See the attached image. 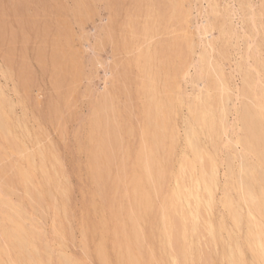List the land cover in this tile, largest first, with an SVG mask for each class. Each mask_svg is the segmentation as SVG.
I'll list each match as a JSON object with an SVG mask.
<instances>
[{
	"label": "rangeland",
	"instance_id": "rangeland-1",
	"mask_svg": "<svg viewBox=\"0 0 264 264\" xmlns=\"http://www.w3.org/2000/svg\"><path fill=\"white\" fill-rule=\"evenodd\" d=\"M170 1L171 0H161V1L160 0H145V1L144 0H120V2H118V0H13V1H11V0H0V70H1L0 71V89H1L0 94L2 93L1 95H3V96L0 95L1 96L0 101L1 100L3 101L4 99L6 100L7 107L4 110L6 114L8 112L10 113L9 110H11V108H12L11 111L13 112V114L12 113L9 114L11 116H9V117L6 116V119L7 118L13 119V120L11 119V121L7 119L8 120L7 124L9 121L11 122L10 124L7 125L6 122H3V120L1 121L2 123H0V136H2V137H0V178H1L0 179V192H1L0 195L2 194L0 196V211L3 213V216H2V213L0 212V218L2 219L1 221H3L2 223L4 224L3 225L0 221V223L3 226L2 227V230H3L2 233L4 235L3 236L0 233V248H1L0 254H1V257L4 258L3 259L4 261L1 260L0 264H2V262H3V264H14V263L15 264H25V263L26 264L27 263L33 264L34 262H35L34 264H39V262L40 263L43 262V258H41V254H43V255L45 254L44 257L47 254L49 256V258L52 256L51 257L52 259L47 260L49 262L51 261L52 262L51 264H60V263L65 264L66 262L68 264H75V262H76V264H78V263H80V260L83 264H93V263L94 264H100L101 263L99 258L94 259V257H95L94 253H93V259L89 253V252H92L93 249H95L93 246H91L92 244L90 243L92 241L90 238L93 236V234H92V236L89 235V233H93V231L90 230L93 228V227H91L92 222L93 223L95 222L93 225L98 226L100 224L99 221H96V219L99 220L100 218H97V217L94 218L96 216V212H97V211H94L95 207H92L93 212H91V210H89V209H91L92 205L95 206V204H96L95 202H97V204L98 203L100 204V205L96 204V209L98 208L97 210H99V212H97V213L100 214V217H101L102 213H103V215H105L106 213H104V212L107 211V213H108L107 216L110 218L109 214H112L111 209H112L113 204H114L113 202L116 201V205H118L121 202V200H120L121 198H118V195L116 196L114 194L116 192V189L111 190L112 188L110 186L113 185L112 182L115 183L114 181H116V182L118 181L115 177L118 176V174H119L118 171L120 170V168L123 165H125L124 167H126L128 169V171H130V169H132L131 167H133V165H134V160L132 161L133 163L131 162V160H132V158L135 159L134 155L136 154L137 148H139L138 144L141 143V141L139 142V140H141V139H139V136L141 138V135H139V134H141L142 130H139V131L137 130L139 128L142 129V127H140V125H143V122H141L142 116H141V118L139 117L140 115H142V111H141L142 103H143L142 101L144 100V98L142 97L143 100L141 101L142 95L138 91V90H140L139 85L142 84L141 80H143V81L146 80L145 82L147 83V85L150 89V92L148 93L149 95L156 96L157 98L161 97V98L165 99V100H163L164 101L163 102L164 103L163 114L165 117L164 121H166L167 125L170 124V127L175 125L174 127L179 128V131H180L182 137H181V140L179 142L178 148L182 149L184 146L182 138L184 139V137L190 138L192 140L194 139V141L197 142L200 146L201 145L203 146V143L201 142V140L196 137V135L194 133V128L192 126L194 120L197 118V112H195V110L196 111L198 110V108H197L198 107V97L202 92L204 93L206 91L205 88H207L206 86H208L209 81L219 83L220 79H219V75H217V73H218L217 71L222 69L221 71L223 72V75H222L223 79L226 80L225 81L226 83L229 81L227 84L230 83L229 84L230 86L229 85L228 86L230 87L229 89H231V90L226 91V92H222L221 96H224V98H223L224 101H223L222 105H220V107L218 106V114H219V117H221L220 118L221 123L218 125V128H219L218 133L219 132H221V133H219V136H215L214 134H212L213 135V137H212V135L210 136L211 132L210 133H209V131L206 132L208 134L207 139H208L209 144L212 143L211 145L208 144V149L210 148L209 150H214L213 152L212 151H210V152L216 158L219 157L217 159H219L220 162L222 161L221 159H224L223 161H225V162H221L223 164V166H221L222 168H220V170L216 171V176L218 177L220 182H223L222 180L225 179V178H223V176H225V172L223 173V171L224 170L226 171L227 170L226 168H231V169L233 168V170H236L235 166H238L239 164L235 165V163H238V161H236V162L232 161L233 157H235L234 156L235 154L233 155L232 153H236L235 151H239L240 146L234 145V148H233L230 145L233 148L232 152H231V148L228 149L229 146L227 148H224L226 146L223 147L222 142H226V144H227L228 140L227 139H226L227 141L225 140L226 136L224 134V133H227L226 132L227 130H230V131H228L229 132L228 137L231 136V137H233V139H235L237 136H234L235 134L232 131L240 130L237 128L239 126H241L240 125L241 123L240 122L237 123V120L240 117L241 109H243L244 103L249 102V101H247L244 96H242L241 99L239 96L246 94L245 96H247V97L249 96L250 98L252 97V100L255 98V95H256L255 90H249L250 93H248V91H247L248 88H246V86H247V79L246 78L247 77H249L251 79L253 78V80H256V81L258 80V77L260 79V76L261 77L263 76V78H264V73H261L260 69H259L260 72L259 71L258 72L261 74H259L258 72H255L256 70H258V69H256L257 66H256V68L254 67L255 70L253 68L249 69V68L254 66L253 65L254 63H256L255 62L256 59L254 58L255 59V61H254L252 58L254 56V57H258V59L259 58L261 59L260 62H259L260 59L257 60V64H258V62H259V64L261 63L262 69L264 70V64H263L264 63V61H263L264 60V16H263L264 15V1L263 0H198V1L197 0H177V2L175 3V0H172L173 4ZM12 2H14V3H12ZM177 4L179 5V7ZM170 5H171V8H170ZM42 6H44V7H42ZM14 7L15 8L18 7V8L14 9ZM179 8H180V10H179ZM49 9H50V11H49ZM148 12H149V14H148ZM15 13L18 14V17ZM255 13H257L258 15H256ZM166 15L167 16L169 15V17H167ZM183 15L185 17L184 22H186V20H187V22H186L187 25H184V26H186V27L189 26V27H187V30H186L187 34L189 33L188 30L190 31V33L188 34L189 39L187 38V40L185 39L186 37H183V39H181L183 35L181 36V38L180 37L177 38L174 36L177 32L180 31L179 30L175 33V31L179 29L178 25H180L179 22H180V19L183 17ZM260 16H262V18ZM2 17L4 18V20ZM48 18H49V20H48ZM58 18H60V19H58ZM64 20H65V22H64ZM140 20L144 23H142ZM181 20H183V19H181ZM153 22H154V24H153ZM184 22H182L181 25H183ZM17 24H19V25H17ZM145 24H147V25L145 26ZM152 24L153 25L156 24L155 26L157 28L156 29L153 28L151 31L150 28L155 27V26H151ZM10 25L14 29L12 31V33H11L12 27L8 28V27H10ZM161 25H162V27H161ZM181 25H180V28L182 29L183 27H181ZM18 26H20V27H18ZM163 26H165V27L163 28ZM21 29H22V31H21ZM44 29L46 31H44ZM51 29L56 30V32L54 30H51ZM142 29H143V31H142ZM162 29H164L165 32ZM184 29H185V27H184ZM184 29L181 30L182 33H183V31H185ZM197 29H199V30H197ZM206 29H208V34H206V31H205ZM16 32H18V33H16ZM49 32H51V33H49ZM221 32H223V33H221ZM38 33H39V35H38ZM60 33L62 35H60ZM35 34H36V36H34ZM49 34L51 36H49ZM243 35H245V37ZM47 36H49L50 39H49V37L47 38ZM53 36L55 38H53ZM173 36L175 37V39L177 38V41L179 40L178 42L180 43V45H182L180 47V49L181 48L182 49L176 50L177 49L176 46H179V45H177L179 43L176 41V46L173 45L170 47L171 49L169 48L170 51L171 50L175 51L174 53H173V51H171V53H172V54H170V56L172 55L171 58H170V56L167 55L170 52L169 49H165L164 46H163V48H164L165 52L167 51V54L163 50V52L166 55L163 56L164 53H161L160 58L159 57L157 58L155 56L156 55L155 51L157 50V48L162 49V47H160L162 45V43L163 44L166 43V45H167V42H169L171 40L173 41V39H174ZM208 37H212V39L208 38ZM53 40H54V42H53ZM224 40H226L227 43H226V41L224 42ZM57 41L60 43V46L57 43ZM17 42H18V44H17ZM36 42H37V44H36ZM39 42H41V44ZM141 42H142V44H141ZM230 43H231V45H230ZM5 44H6V46H5ZM38 44H39V46H38ZM2 45H4V46H2ZM12 45H14V46H12ZM135 45H136V47H135ZM153 46H154V48H153ZM168 46H169V44H168ZM138 47L142 48V50H144L145 47L146 48L148 47L146 50V53H145L146 56L143 55L144 57L142 58V62L145 64H143L141 62V67H143V68H140V69L139 68L137 69L135 67V64H133L135 62H132L133 60H135L137 58L136 57L134 59V56L138 53L140 54V52H141L140 48H138ZM155 47H156V49H155ZM4 48H5V50H4ZM62 48H64V49H62ZM166 48H167V46H166ZM174 48H175V50H174ZM212 48H213V50H212ZM257 48H259V49H257ZM44 51L46 54L43 53ZM152 51H154V52H152ZM182 51H183V53H182ZM59 53H60V57L62 56L61 58L59 57V55H57ZM54 54H56V55H54ZM139 54L137 55L138 57H139ZM182 55H184V57ZM207 55L208 56L210 55L209 57H211V58H208ZM202 56H204V57L202 58ZM205 56H207V57H205ZM49 57H51V58H49ZM146 57L149 59L148 62H147L148 59ZM21 58H22V60H21ZM131 59H133V60L130 61ZM205 59H207V60L210 59L212 62H214L213 64L216 65V66L214 65L215 69L216 68H218V69L214 70V69H212L214 67H208V66H206V68L208 67L206 69L205 68L206 64L204 62ZM188 60H189V62H188ZM21 62H23V63H21ZM172 62L174 64L176 62V64L179 65V67H176L177 65L175 66L174 64H172ZM47 63H49V65H47ZM19 64H21V65H19ZM44 64H45V66H44ZM50 64H52L51 68H50ZM165 65H168V68ZM170 65L171 66L174 65L173 67L174 68L176 67L177 68L176 71H178V73L176 72V75L178 77L177 78L175 77V81L177 79V82L175 84L176 86L174 87V91H171L173 93H169L168 95L165 93H163V94L155 93L154 89L156 87H158V89L161 88V89L165 90L164 87L166 85L164 86V84H167L165 81L168 78L167 72H165V71L166 70L169 71V70L173 69V73L175 72L174 68L170 67ZM186 65H187V67H186ZM237 65H239V66H237ZM11 66L13 67L14 71L12 70ZM165 67H166V69H165ZM21 68L23 70H21ZM64 70H65V72H64ZM58 71H59V73H58ZM185 71H187L188 75ZM252 71H253V73H252ZM151 72H153V73H151ZM196 72H197V74H196ZM24 74H26V75H24ZM31 74L33 76H31ZM152 74H153V76H152ZM171 74H172V71H171ZM27 75H29V76H27ZM73 75H74V77H73ZM173 75L175 76V73ZM30 76L33 78H30ZM174 76H172V77H174ZM209 77H210V80H209ZM215 77L217 79H215ZM59 78H60V80H59ZM137 78H139L138 81H137ZM211 78H213V80ZM263 78L260 79L261 81L260 80L257 81L258 87H257L256 91L259 94L261 93L259 88H261V86L264 85V82H262V80H264ZM20 80H21V85H20ZM34 80H35V82H33V84H32V81H34ZM18 81H19V83H18ZM139 81L141 82V84H139L140 83ZM155 81H156V83H155ZM202 81H204V82H202ZM29 82L31 83V85ZM260 82L263 83V84H261V86H260ZM203 83H205L206 85ZM35 84H37V85H35ZM56 84H57V86H56ZM243 85H246V86H243ZM180 87H181V89H180ZM241 87H242V89H241ZM58 88L60 89V91H58L59 90ZM131 88L133 90H131ZM243 89H244V92H243ZM261 89H264V87ZM180 91H181V94H183L182 95V97H183L182 103L184 104V106L179 107V109H178V105L176 103V98H175L176 95H174V94H175V92L177 94ZM240 91H242V93ZM58 93H59V95H58ZM216 93H218V91ZM247 93L250 95H248ZM251 94H252V96H251ZM227 95H229L231 97H229V96L227 97ZM236 95H238V97H236ZM132 97H134V98L132 99ZM22 98H24V99H22ZM137 98H139V99H137ZM5 100H4V102H5ZM194 100L196 103L194 102ZM252 100H251V102H252ZM139 101H141V102H139ZM133 102H135L136 105ZM167 102H168V104H167ZM6 103L3 105L4 108L6 106ZM192 104L194 106L197 105V107L195 108ZM175 105H176L177 109L175 108ZM1 108H2V106H1ZM8 108H9V110H8ZM137 108H139V109H137ZM189 108L191 111L194 109L193 114L189 110ZM239 109H240V112L238 115L237 113H238ZM129 110H130V113H129ZM6 111H8V112H6ZM49 111H50V113H49ZM154 111L155 110H151V115H153V118L155 116ZM173 111H174V114H173ZM31 112H32V114H31ZM176 112H177L176 115L178 117L175 115ZM189 112H190V114H189ZM195 113H196V117H195ZM49 114H51V115H49ZM98 114H99L98 117L101 120V125H102L101 128H103V129L100 128L101 129L100 130V129L93 128V130L90 132V130H91L90 127L93 123V120ZM191 115L193 116L192 117L193 119L191 118ZM236 115H237V117H236ZM4 116H5V114H4ZM4 116L1 115L0 118L2 119ZM54 116H55V118H53ZM125 116H127V118ZM27 118H28V120H27ZM56 118L59 121H57ZM138 118L141 120L139 121ZM39 119H41V120H39ZM53 120H54V122H53ZM136 120L139 121L140 123L136 122ZM190 120H191V122H190ZM16 121L18 123L22 122V124L25 123L24 126L21 125L25 128L21 127L23 130L17 129L20 127V124H18V123L16 124ZM174 121L176 123H174ZM231 122L233 124L234 123L235 124L233 125ZM186 123H187V125H186ZM65 124H66V126H65ZM229 125H230V128H229ZM236 125L238 127H236ZM186 126L188 127V129ZM62 127H63V129H62ZM81 128H84V129H81ZM168 128H169V126H168ZM231 128H233V129H231ZM234 128H235V130H234ZM240 128H242V127H240ZM10 130H12V132L16 131V133L20 137L19 138L17 136V134H15L17 138L22 139V140L26 138V141L24 140V142L25 143L27 142L26 143L27 146H24L25 143H23V142H21V143L23 144L24 147H27V148L19 147L21 144H18V147L24 149L25 152L23 150H22L23 151L22 152L18 147H16V144L18 142H20V140L17 139L16 141H14L15 137H14V139H12L13 133ZM24 130H26L25 132H27V130H29L30 132L28 131L27 133H25ZM136 131H138V132H136ZM222 131L224 133H222ZM189 132H190V135H189ZM192 132L194 134H191ZM37 133H39V135H41L39 137L43 140H41L38 137ZM136 133H137V135H136ZM240 133L241 132H238V134H240ZM23 134H25V136H23ZM27 134H28V136H27ZM13 136H14V134H13ZM215 137L217 138L216 142L214 139ZM37 138H39L38 143H36ZM81 138H83V139H81ZM96 138H97V140H96ZM52 139H53V141H52ZM218 141H220V142H218ZM15 142H17V143L15 144ZM76 143H78L79 145L77 144L78 145L77 146ZM226 144H224V145H226ZM4 145H5V147H2ZM123 145H124V147H123ZM8 146H9V148H8ZM76 147H77V149H76ZM90 147H92V148L90 149ZM96 147H97V149H96ZM3 148L7 152L6 155L4 153ZM33 148H35V150ZM36 148H37V150H36ZM109 148H110V150L107 151ZM27 149H29L28 151H30L29 154L26 153ZM133 149H134V151H133ZM224 149L227 151L229 150V151L225 152ZM11 150H15L14 152H18L21 154L23 153V154L22 155L20 154L21 155L20 156L17 153L11 152ZM32 150H33V152H32ZM90 150L93 151V152H91V154L89 152ZM233 150H235V151H233ZM46 151H48V152H46ZM115 151L118 153H116ZM219 152H221L222 154ZM36 153H38V154H36ZM39 153H40V155H39ZM50 153H51V155H49ZM218 154H219V156H218ZM25 156H27V157L29 156L27 158L28 160L31 157L33 158L34 166L35 167L37 166V168H35L37 170L36 172H33L34 169L31 167L30 168L33 170H31L30 168L28 170L29 166L27 167V165L25 164V161L27 160V159L25 160ZM112 156H113V158H112ZM128 156H131V157H128ZM48 157H50L51 159H49ZM223 157H225V158H223ZM92 158H94V159H92ZM17 159H18V161L20 160L23 162L22 164H21V162H19L20 166H21L20 168L21 169L23 168L22 169L23 171L26 169V168L24 169V167H27V170H25V172L27 171V173H29L28 174L29 175V179H28L29 181L28 182L24 181L25 183H27L26 185H23L22 184L23 182L21 183L22 179H21V177H19V169L17 170L18 173L15 171L19 167L16 165L17 166V168H16L15 164H14L17 162ZM122 159L123 160L126 159L125 160L126 162H123ZM92 160H94V161H92ZM44 161L46 162L45 163L46 165L44 164ZM89 162L92 163L93 165L95 164L93 166V168L95 167L93 169V171H94L93 175L95 178L93 177V175L92 176L89 175V173L91 172L90 167H89V164H90ZM103 162L105 163V165ZM231 162H233V163H231ZM244 162H246V160ZM26 163H28V161H26ZM99 163H100V165H99ZM13 164H14V166H12ZM16 164H18V162ZM39 164L41 165V167ZM47 164L49 165V167L47 166ZM229 164L231 165V167ZM97 165H99V166L97 167ZM100 166L102 167V170H101ZM110 166L112 167L111 170L107 168V167L110 168ZM105 167H106V169H105ZM118 167H120V168H118ZM21 169H20V171H21ZM97 169H99L100 171H98ZM114 171H115V174L118 173V174H116L117 176L113 175ZM51 172H53V173H51ZM15 173H17L18 175H16ZM104 173H105V175H103ZM125 173L127 174V171H125ZM30 174H32V175H30ZM222 174H223V176H221ZM112 176H114V178H115V180H113V181H112V178H113ZM126 176L127 175L120 177V175H119L120 179L121 178L124 179V177L126 179ZM238 176H240V175L238 174ZM17 177H18V179H17ZM36 177H37V179H36ZM92 177H93V180H92ZM119 177H118V179H119ZM49 178H51V179H49ZM244 178H245L244 185L247 186L245 192L248 194L247 189H248V186L250 185V181L247 182V180L249 179L248 176H244ZM97 179H98V181H97ZM31 180H32V182H30ZM39 180H40V182H39ZM35 182H36V184H35ZM52 182H53V184H52ZM87 183H89V184H87ZM119 183L117 186H114V187L119 188L118 187ZM122 183H124V182L122 181ZM45 184H47V185L44 186ZM49 184L50 185L52 184L53 188ZM29 185H31V186H29ZM86 185H87V187H86ZM120 185L122 186L121 183H120ZM36 186H37V188H39V187L41 188V189L39 188L41 190V192L39 189L37 190ZM80 187H81V189H80ZM33 188H34V190H33ZM49 188H50V190H49ZM114 190H115V192H114ZM44 192H46L47 195ZM54 192L56 193V196H55ZM60 192H62V193L60 194ZM217 194H218L217 197L219 198L222 193H220L218 191ZM112 197H113V199L114 198L115 199L114 200L111 199V201H110V198H112ZM70 198H71V200H70ZM116 199L118 201L120 200L119 203ZM109 201H110V203H109ZM1 203H2V205H1ZM3 203H5V204H3ZM63 204L65 205V207ZM110 204H112V205L109 206ZM8 205L9 206L12 205L11 209H9L10 207ZM77 206H79V207H77ZM114 207H116V208H114ZM114 207H113V209L114 210L116 209V211L119 209L118 208L119 205L114 206ZM218 207H221V206L218 205L216 207V209L222 211V209H219ZM12 208H14L15 210H13ZM16 208H17V210H16ZM62 208H63V210H62ZM55 209L59 210L60 213H59V211H56ZM72 209H73V211H72ZM102 210H104V211H102ZM126 210L128 211L130 209H126ZM218 210H217V212H218ZM22 212L25 213L23 215L24 217L21 216ZM109 212H111V213H109ZM91 213H92V215L95 214V216L93 215L94 216L93 218L95 219V221H93L94 219H92V218H90V219H92V221L90 219H87L89 217H92ZM113 213H115V211ZM116 213L113 214V215H117L115 217H119L120 215H123L122 212L120 213V215H119V213H117V214ZM98 214H97V216L99 217ZM129 214H127V215L125 214V215L128 216ZM32 216H34V217H32ZM57 216H59V218ZM241 216H242V214H241ZM7 217H10V219L12 218L11 219L12 221L15 218H17L15 220H17V221L19 220L18 222L21 221L22 225L20 224L21 225L20 226L21 229L19 228L20 232L17 229L15 231H13L14 229H10L11 228L10 226H12V224H10V223L12 221ZM83 217H86V218H83ZM8 219H9V221H8ZM61 219H63V221H61ZM87 220H90L89 222H91L90 225H88V227H87V225H85V224H89L87 222ZM26 221H27V223H26ZM56 221H59V223ZM83 221H85L86 223L84 224ZM96 222H97V224H96ZM8 223L10 224V226H8L9 225ZM57 224H59L60 227ZM240 225H241V221L239 222V226ZM24 226L28 231H26V229H23V231L25 233V235L23 236L24 233L22 235L20 233H21L22 228H24ZM27 226H29V227H27ZM66 227H67V229H66ZM78 227H79V229H78ZM99 227H100V225H99ZM62 228H64L65 231ZM147 228H149V226L146 227L147 232H149ZM30 229H32V231ZM7 230H9V232L10 231L11 232L9 233ZM47 230H49V231H47ZM99 231H101V229H99ZM0 232H1V230H0ZM63 232L64 233L66 232V233L64 234ZM86 232H88V233L86 234ZM139 232H140L139 236L142 237V239H143L144 232H143L142 228L139 229ZM147 232H146V234H148ZM13 233H14V235H11ZM26 233H27V236L30 233L29 236H31V237L26 238L27 237ZM31 233H33L34 235ZM17 234H18V236H17ZM60 235H63L62 237L64 239H62V237ZM15 236H17V237H15ZM19 236H22V238ZM34 236L37 239H35ZM95 236H94V240L100 238L99 235H98L99 238H97ZM41 237H43V239ZM4 238H5V240H4ZM6 239H8V240L10 239L9 240L10 243ZM18 239L20 240V242ZM92 239H93V237H92ZM16 240L18 243L16 242ZM24 240H26V241L24 242ZM30 240L33 242L31 243ZM87 240H90V241H87ZM37 241L41 244L38 245ZM109 241H110V239L108 240V242ZM5 242H6L7 246H6ZM21 242H22V246L24 245L23 247L21 246ZM27 242H28V244H27ZM96 242H94V243H96ZM203 242H205V241H203ZM1 243H2V245H1ZM94 243H93V245H95ZM111 243H112V241L109 242L110 246H111ZM32 244L33 245L35 244L34 245L35 247H33ZM8 245L11 246L9 250H8V248H9ZM29 246L31 247L30 249H29ZM38 246H42L41 248H43V249H41V248L39 249ZM45 247L47 248L46 251H44ZM92 247H93V249H92ZM15 248H17V249H15ZM18 248H20L21 250H18ZM48 248H50V249H48ZM25 249H26V251H25ZM14 250H15V252H17V254L15 252H13ZM31 250H32V254H31ZM42 250L44 251L43 253L41 252ZM1 251H2V253H1ZM4 251H5V253H4ZM48 251H50L52 253V255ZM59 252L62 254H61V260L58 259L59 260L58 261L57 258L59 257V255H58ZM35 254H36V256H35ZM39 254H40V256H39ZM6 256H8L7 259L5 258ZM15 256H16L17 260H16V258H14ZM62 256H64V257L66 256V257L62 258ZM10 257H12V258H10ZM36 257H38V258H36ZM68 258L69 259L71 258L70 260H72V261L74 260V261L72 262ZM12 259H14V260H12ZM37 259H39V262L36 261ZM65 259L69 260V261H66ZM29 260H30V262H29ZM96 260H99V261H96ZM82 263H80V264H82Z\"/></svg>",
	"mask_w": 264,
	"mask_h": 264
},
{
	"label": "bare ground",
	"instance_id": "bare-ground-1",
	"mask_svg": "<svg viewBox=\"0 0 264 264\" xmlns=\"http://www.w3.org/2000/svg\"><path fill=\"white\" fill-rule=\"evenodd\" d=\"M13 1V0H11ZM145 1V0H144ZM161 1V0H160ZM198 1V0H197ZM264 1V0H263ZM58 2V1H57ZM118 2H120V0H118ZM173 4V1H170ZM177 2V0H175V3ZM14 3V2H12ZM44 3V2H43ZM42 3V4H43ZM158 3V2H157ZM180 3V2H179ZM215 3V2H214ZM41 4V3H40ZM112 4V3H111ZM116 4V3H115ZM171 4V5H172ZM181 4V3H180ZM18 5V4H17ZM38 5V4H37ZM62 5V4H61ZM170 5V8H171ZM178 5V4H177ZM7 6V5H6ZM119 6V5H118ZM121 6V5H120ZM2 7V6H1ZM44 7V6H42ZM48 7V6H47ZM167 7V6H166ZM179 7V5H178ZM18 8V7H16ZM14 7V9H16ZM116 8V7H115ZM159 8V7H158ZM20 9V8H19ZM118 9V8H117ZM178 9V8H177ZM211 9V8H210ZM220 9V8H219ZM48 10V9H47ZM180 10V8H179ZM16 11V10H15ZM50 11V9H49ZM146 11V10H145ZM161 11V10H160ZM210 11V10H209ZM131 12V11H130ZM162 12V11H161ZM160 12V13H161ZM252 12V11H251ZM14 13V12H13ZM213 13V12H212ZM258 13V12H257ZM257 13H255L256 15H258ZM11 14V13H10ZM16 14V13H15ZM149 14V12H148ZM162 14V13H161ZM169 14V13H168ZM18 17V14H16ZM15 15V16H16ZM163 15V14H162ZM175 15V14H174ZM196 15V14H195ZM217 15V14H216ZM251 15V14H250ZM262 15V14H261ZM57 16V15H56ZM167 16V15H166ZM176 16V15H175ZM174 16V17H175ZM264 16V15H263ZM169 17V15L167 16ZM173 17V18H174ZM180 17V16H179ZM178 17V18H179ZM227 17V16H226ZM255 17V16H254ZM257 17V16H256ZM262 18V16H260ZM3 18V17H2ZM33 18V17H32ZM50 18V17H49ZM48 18V20H49ZM184 15L181 19H180V25L182 24V22L185 21L184 19ZM7 19V18H6ZM15 19V18H14ZM60 19V18H58ZM62 19V18H61ZM187 19V18H186ZM4 20V18H3ZM10 20V19H9ZM30 20V19H29ZM169 20V19H168ZM31 21V20H30ZM45 21V20H44ZM141 21V20H140ZM2 22V21H1ZM7 22V21H6ZM17 22V21H16ZM51 22V21H50ZM65 22V20H64ZM142 22V21H141ZM187 22V20H186ZM184 22L183 25H181V27H183L182 29H184L185 27V31H183V33L181 32V28L180 25H178L179 29L175 31V33L177 32L174 36L177 38H182L186 37L185 39L187 40L188 38V34L190 33V31L188 30V34H187V27L189 26H184L187 25V23ZM36 23V22H35ZM144 23V22H142ZM141 23V24H142ZM161 23V22H160ZM167 23V22H166ZM25 24V23H24ZM28 24V23H27ZM154 24V22H153ZM151 25V26H155V25ZM169 24V23H168ZM209 24V23H208ZM224 24V23H223ZM255 24V23H254ZM261 24V23H260ZM19 25V24H17ZM136 25V24H135ZM147 24H145L146 26ZM222 25V24H221ZM25 26V25H24ZM48 26V25H47ZM61 26V25H60ZM68 26V25H67ZM225 26V25H224ZM5 27V26H4ZM12 26L10 25L11 28ZM20 27V26H18ZM54 27V26H53ZM136 27V26H135ZM162 27V25H161ZM165 26H163L164 28ZM198 27V26H197ZM220 27V26H219ZM51 28V27H50ZM66 28V27H65ZM70 28V27H69ZM156 29L157 27H152L150 28L151 31L152 29ZM167 28V27H166ZM222 28V27H221ZM6 29V28H5ZM64 29V28H63ZM146 29V28H145ZM168 29V28H167ZM189 29V28H188ZM229 29V28H228ZM227 29V30H228ZM13 27L11 30V33L13 31ZM38 30V29H37ZM50 30V29H49ZM54 30V29H51ZM67 30V29H66ZM69 30V29H68ZM140 30V29H139ZM160 30V29H159ZM164 30V29H162ZM199 30V29H197ZM20 31V30H19ZM22 31V29H21ZM44 31H46L44 29ZM56 32V30H54ZM53 31V32H54ZM65 31V30H64ZM143 31V29H142ZM141 31V32H142ZM158 31V30H157ZM161 31V30H160ZM206 34H208V29L205 30ZM229 31V30H228ZM15 32V31H14ZM52 32V31H51ZM49 32V33H51ZM63 32V31H62ZM165 32V30H164ZM181 32V33H180ZM226 32V31H225ZM18 33V32H16ZM37 33V32H36ZM48 33V32H47ZM163 33V32H162ZM168 33V32H167ZM197 33V32H196ZM223 33V32H221ZM228 33V32H227ZM231 33V32H230ZM239 33V32H238ZM10 34V33H9ZM198 34V33H197ZM205 34V33H204ZM229 34V33H228ZM227 34V35H228ZM235 34V33H234ZM245 34V33H244ZM13 35V34H12ZM17 35V34H16ZM39 35V33H38ZM55 35V34H54ZM60 35H62L60 33ZM233 35V34H232ZM28 36V35H27ZM36 36V34L34 35ZM49 36H51L49 34ZM47 36V38L49 37ZM173 36V41H169L166 43H162V45L160 47H162V49L160 50L159 48H157V50L155 51V56L158 58H160V54L164 53L165 49H169L171 46H176V41L177 38L175 39V37ZM229 36V35H228ZM245 37V35H243ZM12 37V36H11ZM25 37V36H24ZM127 37V36H126ZM235 37V36H234ZM10 38V37H9ZM17 38V37H16ZM30 38V37H29ZM46 38V37H45ZM53 38H55L53 36ZM57 38V37H56ZM128 38V37H127ZM211 38L212 37H208ZM35 39V38H34ZM38 39V38H37ZM50 39V37H49ZM48 39V40H49ZM69 39V38H68ZM172 39V38H171ZM180 39V40H181ZM189 39V38H188ZM223 39V38H222ZM45 40V39H44ZM43 40V41H44ZM47 40V41H48ZM62 40V39H61ZM167 40V39H166ZM201 40V39H200ZM236 40V39H235ZM7 41V40H6ZM15 41V40H14ZM42 41V42H43ZM56 41V40H55ZM161 41V40H160ZM163 41V40H162ZM179 41V40H178ZM177 41V42H178ZM226 40H224L225 42ZM260 41V40H259ZM54 42V40H53ZM171 42V43H170ZM253 42V41H252ZM261 42V41H260ZM41 44V42H39ZM57 43L60 46V43L57 41ZM63 43V42H62ZM147 43V42H146ZM159 43V42H158ZM157 43V44H158ZM179 43V42H178ZM227 43V41H226ZM256 43V42H255ZM258 43V42H257ZM7 44V43H6ZM5 44V46H6ZM18 44V42H17ZM16 44V45H17ZM37 44V42H36ZM142 44V42H141ZM161 44V43H160ZM169 44V46H168ZM43 45V44H42ZM41 45V46H42ZM47 45V44H46ZM55 45V44H54ZM63 45V44H62ZM140 45V44H139ZM179 46H176L177 49L179 50L180 47L182 45L177 44ZM231 45V43H230ZM229 45V46H230ZM4 46V45H2ZM14 46V45H12ZM18 46V45H17ZM39 46V44H38ZM141 46V45H140ZM152 46V45H151ZM164 46V48H163ZM167 46V48H166ZM223 46V45H222ZM225 46V45H224ZM251 46V45H250ZM21 47V46H20ZM57 47V46H56ZM136 47V45H135ZM179 47V48H178ZM228 47V46H227ZM42 48V47H41ZM140 48V47H138ZM148 48V47H147ZM147 48L145 47L144 50H142V48H140L141 52L139 54V57L137 56L138 54H136L134 56V59H131L130 61L135 62L133 64H135V67L138 69L143 68L141 67V62H142V58L144 57L143 55H145ZM150 48V47H149ZM154 48V46H153ZM9 49V48H8ZM11 49V48H10ZM40 49V48H39ZM56 49V48H55ZM64 49V48H62ZM69 49V48H68ZM156 49V47H155ZM171 49V48H170ZM169 49V51H170ZM173 49V48H172ZM182 49V48H181ZM180 49V50H181ZM254 49V48H253ZM259 49V48H257ZM5 50V48H4ZM17 50V49H16ZM23 50V49H22ZM38 50V49H37ZM61 50V49H60ZM59 50V51H60ZM151 50V49H150ZM164 50V52H163ZM175 50V48H174ZM213 50V48H212ZM234 50V49H233ZM250 50V49H249ZM8 51V50H7ZM27 51V50H26ZM39 51V50H38ZM56 51V50H55ZM54 51V52H55ZM173 51V50H171ZM171 51L167 54V51L165 52L168 56H170ZM154 52V51H152ZM175 51H173L174 53ZM179 52V51H178ZM250 52V51H249ZM3 53V52H2ZM45 53V51L43 52ZM65 53V52H64ZM163 54L166 55V54ZM180 53V52H179ZM183 53V51H182ZM46 54V53H45ZM51 54V53H50ZM206 54V53H205ZM208 54V53H207ZM6 55V54H5ZM56 55V54H54ZM60 57V53L57 54ZM174 55V54H173ZM181 55V54H180ZM185 55V54H184ZM184 55H182L184 57ZM259 55V54H258ZM17 56V55H16ZM45 56V55H44ZM146 56V55H145ZM152 56V55H151ZM162 56V55H161ZM172 56V55H171ZM170 56V58H171ZM178 56V55H177ZM208 56V55H207ZM205 56V57H207ZM210 56V55H209ZM208 58H211L209 57ZM217 56V55H216ZM238 56V55H237ZM13 57V56H12ZM43 57V56H42ZM53 57V56H52ZM55 57V56H54ZM57 57V56H56ZM62 57V56H61ZM60 57V58H61ZM75 57V56H74ZM166 57V56H165ZM204 56H202L203 58ZM218 57V56H217ZM15 58V57H14ZM18 58V57H17ZM20 58V57H19ZM24 58V57H23ZM51 58V57H49ZM68 58V57H67ZM147 58V57H146ZM145 58V59H146ZM167 58V57H166ZM231 58V57H230ZM253 60L255 61L256 59V63H254L253 67L249 68V69H258L255 72H258L259 69L261 70V73H264V70L262 69V65L261 63L259 64V62L261 61V59L259 60L258 57H252ZM255 58V59H254ZM26 59V58H25ZM24 59V60H25ZM33 59V58H32ZM71 59V58H70ZM148 59V58H147ZM162 59V58H161ZM12 60V59H11ZM20 60V59H19ZM22 60V58H21ZM155 60V59H154ZM157 60V59H156ZM196 60V59H195ZM203 60V59H202ZM214 60V59H213ZM257 60H259L258 64H257ZM7 61V60H6ZM14 61V60H13ZM27 61V60H26ZM145 61V60H144ZM149 61V59L147 60V62ZM197 61V60H196ZM253 61V62H254ZM264 61V60H263ZM66 62V61H65ZM189 62V60H188ZM195 62V61H194ZM203 62V61H202ZM205 68L206 66L208 67H214L215 64H213L214 62H212L210 59H205ZM203 62V63H204ZM23 63V62H21ZM46 63V62H45ZM143 63V62H142ZM158 63V62H157ZM168 63V62H167ZM166 63V64H167ZM202 63V64H203ZM252 63V62H251ZM18 64V63H17ZM32 64V63H31ZM56 64V63H55ZM145 64V63H143ZM171 64V63H170ZM172 64H174L172 62ZM264 64V63H263ZM21 65V64H19ZM30 65V64H29ZM47 65H49V63H47ZM50 64V68H51ZM175 66L177 65L176 62L174 64ZM174 65H170V67H173ZM219 65V64H218ZM23 66V65H22ZM45 66V64H44ZM62 66V65H61ZM138 66V67H137ZM148 66V65H147ZM168 68V65H165ZM204 66V65H203ZM216 66V65H215ZM239 66V65H237ZM252 66V65H251ZM12 67V66H11ZM176 67H179V65H177ZM175 67V68H176ZM187 67V65H186ZM192 67V66H191ZM195 67V66H194ZM207 67V68H208ZM255 67V68H254ZM9 68V67H8ZM18 68V67H17ZM47 68V67H46ZM174 68V67H173ZM174 68V73L175 76L173 75V69L169 70V71H165L167 72L168 78L165 81L167 84H164V88L165 90L156 87L154 89L155 93L158 94H169V93H173L171 91H174V87L176 86V82L177 79L175 81V77L177 78L178 76L176 75V72L178 73L177 68ZM198 68V67H197ZM206 68V69H207ZM49 69V68H48ZM54 69V68H53ZM166 69V67H165ZM191 69V68H190ZM202 69V68H201ZM214 70H217L218 68L215 69L212 68ZM240 69V68H239ZM10 70V69H9ZM13 70V67H12ZM17 70V69H16ZM21 70H23L21 68ZM20 70V71H21ZM41 70V69H40ZM67 70V69H66ZM135 70V69H134ZM222 70V69H221ZM221 70H218L217 75H219V83L218 82H211L209 81L208 86H206L207 88L206 91L203 93H199V97H198V107L197 105L193 106L196 108H198V110L195 112H197V118L194 120L192 126L194 128V133L196 135L197 138H199L201 140V142L203 143V146L199 145L197 142L194 141V139H190L187 137H184V139L182 138V141L184 143V146L182 149L178 148L179 142L181 140V133L179 131L178 127H170V124L167 125L166 121H164L165 117H164V101L165 99L159 97L157 98L156 96H152L149 95L148 93L150 92V89L147 85V83L143 80H141V82L139 84V88L140 90H138L140 92L141 96V101L143 100L142 97L144 98V100L142 101V115H140L139 117L141 118L142 116V120L139 119V121L141 120V122H143V125H140L141 128L137 129L142 130L141 131V138L139 136V142L141 141L140 144H138L139 148H137L136 150V154L135 159L132 158L131 162L134 160V165L133 167H131L132 169H130V171H128V169L126 167H124L125 165H123L120 168V172L118 171V176L115 174L114 171V176L120 183L117 181H114L115 183L112 182V186H110L113 189H116V192L114 190V194L117 196L118 198H121V204L118 201V205H119V211L116 209L114 210L113 207L114 206H118L116 205V201L113 202V207L112 209L115 211V213H120L122 212L123 215H120L119 217H115L117 215H113L115 213H113L114 211L111 209L112 214L110 215V218L107 216V211H105L104 213H106L105 215H101L98 214L97 212H99V210L96 209V204L97 202H95V206L92 205L91 206V212L92 211V207H95L94 211L96 212V216L95 214L92 215V217H89L87 219H94V218H100L99 220L96 219V221H99V225H93L94 223L92 222V229H90L91 231H93V233H89L90 236H92L93 234V239L92 237L90 238L92 241L90 242L95 249H93L92 252H89L92 259H93V253L95 254L94 259H98L101 261L100 264H264V89H261L264 87V85L261 86V84H263L262 82H264V80H262V82H260V86L261 88L260 91L261 93L259 94L256 90H257V81L262 79L263 76H260V79L258 77V80H253V78H249L247 77V86L246 88H248V93H250L249 90H255V98L252 100V97L250 98L249 96H245L240 95V99L242 98V96H244L246 98L247 101L244 103V107L243 109H241V113H240V117L237 120V123H241L239 126L236 125V127H238L237 129L240 130H234L236 131H232L234 132V136H237L235 139H233V137L229 136L228 134L230 130H227V133H224L222 131V133L225 134L226 138L225 140L226 142H222V145L224 148L228 149L231 148V152L232 149L234 148V145H239L240 146V150L239 151H235L236 153H232L235 157H233L232 161H238V163H235V165L239 164L238 166H235L236 170H233V168H226L227 170L223 171V173L225 172V176H223V174L221 176H223V178H225L224 180H222L223 182H220L218 177L216 176V171L220 170V168H222L221 166H223V164L221 162H225L223 161L224 159H221L222 161L220 162L219 157H215L210 151H214V150H209L208 149V139L207 136L208 134L206 132L209 131V133L211 132L210 136L212 134H214L215 136H219V132L218 133V125L221 123V117H219L218 114V106L220 107V105H222L223 101H224V96L222 95V92H226L229 91L231 89H229L230 87V83L227 84L223 79V72ZM227 70V69H226ZM1 71V70H0ZM14 71V70H13ZM42 71V70H41ZM46 71V70H45ZM52 71V70H51ZM54 71V70H53ZM57 71V70H56ZM143 71V70H142ZM172 71V74H171ZM184 71V70H183ZM182 71V72H183ZM189 71V70H188ZM194 71V70H193ZM208 71V70H207ZM243 71V70H242ZM32 72V71H31ZM65 72V70H64ZM63 72V73H64ZM67 72V71H66ZM72 72V71H71ZM154 72V71H153ZM151 72V73H153ZM187 73V71H185ZM205 72V71H204ZM203 72V73H204ZM241 72V71H240ZM260 72V71H259ZM258 72V73H259ZM24 73V72H23ZM50 73V72H49ZM59 73V71H58ZM57 73V74H58ZM136 73V72H135ZM156 73V72H155ZM170 73V74H169ZM253 73V71H252ZM259 73V74H261ZM10 74V73H9ZM8 74V75H9ZM17 74V73H16ZM76 74V73H75ZM165 74V73H164ZM197 74V72H196ZM195 74V75H196ZM201 74V73H200ZM7 75V74H6ZM26 75V74H24ZM46 75V74H45ZM185 75V74H184ZM188 75V73H187ZM209 75V74H208ZM29 76V75H27ZM31 76H33L31 74ZM30 78H33L31 77ZM60 76V75H59ZM69 76V75H68ZM142 76V75H141ZM153 76V74H152ZM174 76V77H172ZM194 76V75H193ZM242 76V75H241ZM49 77V76H48ZM74 77V75H73ZM140 77V76H139ZM143 77V76H142ZM157 77V76H156ZM211 77V76H210ZM209 77V80H210ZM218 77V76H217ZM245 77V76H244ZM21 78V77H20ZM29 78V79H30ZM19 79V78H18ZM67 79V78H66ZM70 79V78H69ZM139 78H137L138 81ZM190 79V78H189ZM213 80V78H211ZM215 79H217L215 77ZM237 79V78H236ZM264 79V78H263ZM60 80V78H59ZM156 80V79H155ZM13 81V80H12ZM29 81V80H28ZM31 81V80H30ZM66 81V80H65ZM70 81V80H69ZM216 81V80H215ZM261 81V80H260ZM24 82V81H23ZM34 81H32L33 84ZM59 82V81H58ZM134 82V81H133ZM204 82V81H202ZM231 82V81H230ZM245 82V81H244ZM19 83V81H18ZM27 83V82H26ZM30 83V82H29ZM28 83V84H29ZM122 83V82H121ZM156 83V81H155ZM205 84V83H203ZM259 84V83H258ZM15 85V84H14ZM20 85H21V80H20ZM31 85V83H30ZM37 85V84H35ZM138 85V84H137ZM156 85V84H155ZM206 85V84H205ZM229 85V86H228ZM40 86V85H39ZM57 86V84H56ZM159 86V85H158ZM185 86V85H184ZM201 86V85H200ZM73 87V86H72ZM108 87V86H107ZM137 87V86H136ZM178 87V86H177ZM20 88V87H19ZM26 88V87H25ZM236 88V87H235ZM59 89V88H58ZM137 89V88H136ZM181 89V87H180ZM242 89V87H241ZM1 90V89H0ZM23 90V89H22ZM131 90H133L131 88ZM57 91V90H56ZM60 91V89L58 90ZM121 91V90H120ZM178 91V90H177ZM182 91V90H181ZM181 91L179 93L175 94L176 95V103L178 105V109L179 107L184 106V104L182 103L183 101V97L181 94ZM218 91V93H216ZM7 92V91H6ZM62 92V91H61ZM242 93V91H240ZM244 92V89H243ZM134 93V92H133ZM132 93V94H133ZM247 93V94H248ZM2 94V93H1ZM0 94V95H1ZM157 94V95H158ZM181 94V95H180ZM188 94V93H187ZM59 95V93H58ZM139 95V94H138ZM137 95V96H138ZM190 95V94H189ZM250 95V94H248ZM3 96V95H1ZM0 96V97H1ZM5 96V95H4ZM229 95H227L228 97ZM252 96V94H251ZM58 97V96H57ZM123 97V96H122ZM139 97V96H138ZM189 97V96H188ZM226 97V98H227ZM231 97V96H229ZM236 97H238V95H236ZM134 97H132L133 99ZM244 98V99H245ZM24 99V98H22ZM139 99V98H137ZM228 99V98H227ZM249 99V100H248ZM5 100V99H4ZM4 100L0 101V108L2 106V110L0 109V116H4L5 114V118L3 117L2 119L0 118V123H2L1 121L3 120V122H6L10 120L12 118H7L6 116H11L9 115L10 113L13 114V112L11 110L10 113L8 111L7 114L5 113V109L7 107V103L6 100L4 102ZM60 100V99H59ZM130 100V99H129ZM174 100V99H173ZM252 100V102H251ZM133 101V100H132ZM139 101V102H141ZM239 101V100H238ZM242 101V100H241ZM245 101V100H244ZM195 102V100H194ZM243 102V101H242ZM6 103V106L4 108V104ZM130 103V102H129ZM135 104V102H133ZM175 103V104H176ZM196 103V102H195ZM16 104V103H15ZM123 104V103H122ZM168 104V102H167ZM23 105V104H22ZM21 105V106H22ZM55 105V104H54ZM67 105V104H66ZM136 105V104H135ZM187 105V104H186ZM189 105V104H188ZM24 106V105H23ZM141 106V105H140ZM169 106V105H168ZM69 107V106H68ZM24 108V107H23ZM140 108V107H139ZM137 108V109H139ZM176 108V105H175ZM130 109V108H129ZM177 109V108H176ZM132 110V109H131ZM151 110H155V116L153 118V115H151ZM190 110V108H189ZM188 110V111H189ZM237 110V109H236ZM2 111V112H1ZM32 111V110H31ZM134 111V110H133ZM191 111V110H190ZM194 109L191 111L193 114ZM234 111V110H233ZM40 112V111H39ZM48 112V111H47ZM116 112V111H115ZM140 112V111H139ZM240 109L238 110V115H239ZM50 113V111H49ZM124 113V112H123ZM130 113V110H129ZM138 113V112H137ZM136 113V114H137ZM32 114V112H31ZM114 114V113H113ZM141 114V113H140ZM174 114V111H173ZM177 114V112L175 113V115ZM190 114V112H189ZM34 115V114H33ZM51 115V114H49ZM96 115V114H95ZM127 115V114H126ZM138 115V114H137ZM99 114L94 118L93 123L90 127V132L93 130V128L96 129H100L102 127L101 125V120L98 117ZM177 116V115H176ZM175 116V117H176ZM40 117V116H39ZM49 117V116H48ZM127 118V116H125ZM178 117V116H177ZM176 117V118H177ZM193 116L191 115V118ZM195 117H196V113H195ZM233 117V116H232ZM237 117V115H236ZM31 118V117H30ZM55 118V116L53 117ZM125 118V119H126ZM153 118V119H152ZM5 119V120H4ZM46 119V118H45ZM57 119V118H56ZM190 119V118H189ZM188 119V120H189ZM193 119V118H192ZM13 120V119H12ZM21 120V119H20ZM28 120V118H27ZM41 120V119H39ZM134 120V119H133ZM176 120V119H175ZM8 122V124H10L11 122ZM18 121V120H17ZM16 121V124L19 122ZM38 121V120H37ZM52 121V120H51ZM57 121H59L57 119ZM90 121V120H89ZM136 120V122H139ZM27 122V121H26ZM41 122V121H40ZM54 122V120H53ZM191 122V120H190ZM33 123V122H32ZM64 123V122H63ZM67 123V122H66ZM140 123V122H139ZM174 123H176L174 121ZM232 123V122H231ZM7 124V125H8ZM15 124V125H16ZM20 127L17 129H22L25 128L23 127L25 125L21 123ZM42 124V123H41ZM55 124V123H54ZM137 124V123H136ZM233 124V123H232ZM235 124V123H234ZM233 124V125H234ZM23 125V126H21ZM58 125V124H57ZM187 125V123H186ZM190 125V124H189ZM188 125V126H189ZM27 126V125H26ZM43 126V125H42ZM66 126V124H65ZM169 126V128H168ZM14 127V126H13ZM22 127V128H21ZM53 127V126H52ZM139 127V126H138ZM137 127V128H138ZM187 127V126H186ZM222 127V126H221ZM228 127V126H227ZM226 127V128H227ZM242 127V128H240ZM15 128V127H14ZM27 128V127H26ZM56 128V127H55ZM58 128V127H57ZM128 128V127H127ZM132 128V127H131ZM225 128V129H226ZM230 128V125H229ZM63 129V127H62ZM84 129V128H81ZM103 129V128H101ZM100 129V130H101ZM188 129V127H187ZM228 129V128H227ZM233 129V128H231ZM23 130V129H22ZM46 130V129H45ZM61 130V129H60ZM127 130V129H126ZM12 132V130H10ZM26 130H24L25 132ZM29 130H27L28 132ZM62 131V130H61ZM82 131V130H81ZM136 131V132H138ZM241 132L240 134H238V132ZM20 132V131H19ZM25 132V133H27ZM30 132V131H29ZM78 132V131H77ZM14 136H13V134ZM12 139H14V141H16L17 139H19L20 137L18 136V134L15 132H12ZM61 133V132H60ZM81 133V132H80ZM83 133V132H82ZM127 133V132H126ZM129 133V132H128ZM140 133V132H139ZM186 133V132H185ZM193 132L191 134H194ZM10 134V135H11ZM19 137L17 138L16 135ZM29 134V133H28ZM27 134V136H28ZM38 134V137L41 136ZM41 134V133H40ZM238 134V135H237ZM20 135V134H19ZM31 135V134H30ZM137 135V133H136ZM190 135V132H189ZM194 135V136H195ZM23 136H25V134H23ZM62 136V135H61ZM77 136V135H76ZM130 136V135H129ZM2 137V136H0ZM126 137V136H125ZM134 137V136H133ZM213 137V135H212ZM221 137V136H220ZM219 137V138H220ZM228 137V138H227ZM25 138V137H24ZM40 138V137H39ZM37 138V142L38 143V139ZM77 138V137H76ZM80 138V137H79ZM196 138V139H197ZM210 138V137H209ZM41 139V138H40ZM62 139V138H61ZM83 139V138H81ZM95 139V138H94ZM127 139V138H126ZM211 139V138H210ZM215 142H216V137L214 138ZM20 142H15L16 147H18V144H21L19 147H24L27 146L26 143L24 142L25 139H19ZM22 140V141H21ZM33 140V139H32ZM43 140V139H41ZM97 140V138H96ZM40 141V140H39ZM53 141V139H52ZM94 141V140H93ZM99 141V140H98ZM25 143V145L23 146V144L21 143ZM74 142V141H73ZM80 142V141H79ZM213 142V141H212ZM214 142V143H215ZM220 142V141H218ZM217 142V143H218ZM29 143V142H28ZM87 143V142H86ZM110 143V142H109ZM118 143V142H117ZM200 143V142H199ZM78 143H76L77 145ZM212 143H210L209 145H211ZM226 144V145H224ZM79 145V144H78ZM77 145V146H78ZM84 145V144H83ZM94 145V144H93ZM111 145V144H110ZM130 145V144H129ZM217 145V144H216ZM233 147H231V146ZM85 146V145H84ZM131 146V145H130ZM2 147H5L2 146ZM18 147V148H19ZM48 147V146H47ZM124 147V145H123ZM212 147V146H211ZM9 148V146H8ZM7 148V149H8ZM19 148L21 151L24 149ZM27 148V147H24ZM92 147H90L91 149ZM113 148V147H112ZM215 148V147H214ZM35 150V148H33ZM77 149V147H76ZM95 149V148H94ZM97 149V147H96ZM180 149V150H179ZM222 149V148H221ZM4 153L6 155V151L3 148ZM29 149H27L26 153H30V151H28ZM37 150V148H36ZM47 150V149H46ZM82 150V149H81ZM110 148L107 150L109 151ZM225 150V149H224ZM15 150H11V152H14ZM22 151V152H23ZM44 151V150H43ZM51 151V150H50ZM80 151V150H79ZM134 151V149H133ZM221 151V150H220ZM227 150H225L226 152ZM229 151V150H228ZM227 151V152H228ZM10 152V153H11ZM25 152V151H24ZM33 152V150H32ZM48 152V151H46ZM90 154L91 152H93L92 150L89 151ZM116 152V151H115ZM114 152V153H115ZM120 152V151H119ZM222 152V151H221ZM219 152V153H221ZM224 152V151H223ZM17 154H21L18 152H14ZM45 153V152H44ZM107 153V152H106ZM113 153V154H114ZM118 153V152H116ZM130 153V152H129ZM16 154V155H17ZM23 154V153H22ZM21 154V155H22ZM38 154V153H36ZM46 154V153H45ZM83 154V153H82ZM89 154V153H88ZM89 154V155H90ZM99 154V153H98ZM222 154V153H221ZM224 154V153H223ZM3 155V154H2ZM20 155V156H21ZM31 155V154H30ZM35 155V154H34ZM40 155V153H39ZM51 155V153L49 154ZM88 155V156H89ZM97 155V154H96ZM230 155V154H229ZM11 156V155H10ZM87 156V155H86ZM92 156V155H91ZM219 156V154H218ZM221 156V155H220ZM17 157V156H16ZM23 157V156H22ZM29 157V156H28ZM27 156H25V160L28 158ZM31 157V156H30ZM39 157V156H38ZM43 157V156H42ZM131 157V156H128ZM133 157V156H132ZM11 158V157H10ZM18 158V157H17ZM40 158V157H39ZM49 159H51L50 157H48ZM113 158V156H112ZM225 158V157H223ZM7 159V158H6ZM20 159V158H19ZM59 159V158H58ZM94 159V158H92ZM124 159V158H123ZM122 159V160H123ZM131 159V158H130ZM236 159V160H235ZM38 160V159H37ZM105 160V159H104ZM126 160V159H125ZM125 160H123V162H126ZM246 160V162H244ZM24 161V160H23ZM26 161H28V163H26ZM25 161V164L29 168H33L34 171L36 172L37 170L35 168H37V166H34V160L33 158H29V160L27 159ZM43 161V160H42ZM52 161V160H51ZM90 161V160H89ZM94 161V160H92ZM100 161V160H99ZM107 161V160H106ZM130 161V160H129ZM18 162V164H16ZM14 163L15 167L17 168V166H19L15 171L18 173V169H19V177H21V183L23 185H26L29 180V173H27V171L25 172V170H27V167H24V171L20 168V163H23L22 161H18ZM83 162V161H82ZM87 162V161H86ZM229 162V161H228ZM41 163V162H40ZM46 162L44 161V164ZM90 163V162H89ZM104 163V162H103ZM112 163V162H111ZM133 163V162H132ZM131 163V164H132ZM230 163V162H229ZM233 163V162H231ZM14 164L12 166H14ZM225 164V163H224ZM17 165V166H16ZM24 165V164H23ZM40 165V164H39ZM46 165V164H45ZM54 165V164H53ZM57 165V164H56ZM84 165V164H83ZM87 165V164H86ZM95 165V164H94ZM92 163L89 164L90 170H91V174L89 173V175H93L94 171ZM100 165V163H99ZM97 165V167L99 166ZM105 165V163H104ZM129 165V164H128ZM230 165V164H229ZM47 166L49 167V165L47 164ZM112 166V165H111ZM107 167L108 169L111 170V167ZM41 167V165H40ZM101 167V166H100ZM128 167V166H127ZM231 167V165H230ZM14 168V167H13ZM30 168V169H31ZM39 168V167H38ZM85 168V167H84ZM127 170H126V169ZM21 169V171H20ZM31 169V170H33ZM41 169V168H40ZM57 169V168H56ZM106 169V167H105ZM50 170V169H49ZM98 171H100L99 169H97ZM102 170V167H101ZM113 170V169H112ZM222 170V169H221ZM14 171V172H15ZM97 171V172H98ZM105 171V170H104ZM125 171H127V174L125 173ZM80 172V171H79ZM111 172V171H110ZM17 173H15L16 175H18ZM53 173V172H51ZM82 173V172H81ZM87 173V172H86ZM85 173V174H86ZM79 174V173H78ZM123 174V175H122ZM238 174L240 176H238ZM32 175V174H30ZM36 175V174H35ZM52 175V174H51ZM105 175V173L103 174ZM123 177L124 175L126 176V179L124 177L120 179V177ZM41 176V175H40ZM39 176V177H40ZM102 176V175H101ZM114 176H112V181L115 180ZM244 176H248V181H250V185L248 186V194L245 192L247 186L244 185ZM45 177V176H44ZM60 177V176H59ZM94 177V175H93ZM92 177V180H93ZM119 177V179H118ZM41 178V177H40ZM61 178V177H60ZM59 178V179H60ZM95 178V177H94ZM222 178V177H221ZM1 179V178H0ZM18 179V177H17ZM33 179V178H32ZM37 179V177H36ZM51 179V178H49ZM7 180V179H6ZM20 180V179H19ZM54 180V179H53ZM88 180V179H87ZM25 181V182H24ZM78 181V180H77ZM81 181V180H80ZM95 181V180H94ZM98 181V179H97ZM100 181V180H99ZM122 181L124 183H122ZM8 182V181H7ZM20 182V181H19ZM32 182V180L30 181ZM40 182V180H39ZM87 182V181H86ZM85 182V183H86ZM96 182V181H95ZM111 182V181H110ZM25 183V184H24ZM43 183V182H42ZM61 183V182H60ZM119 183V188H115L114 186H117ZM21 184V185H22ZM32 184V183H31ZM36 184V182H35ZM53 184V182H52ZM50 185L53 188V185ZM57 184V183H56ZM82 184V183H81ZM89 184V183H87ZM38 185V184H37ZM47 184H45L44 186H46ZM3 186V185H2ZM20 186V185H19ZM31 186V185H29ZM34 186V185H33ZM39 186V185H38ZM28 187V186H27ZM48 187V186H47ZM46 187V188H47ZM87 187V185H86ZM37 188V186H36ZM35 188V189H36ZM40 188V187H39ZM37 188V190L39 189ZM45 188V189H46ZM65 188V187H64ZM91 188V187H90ZM41 189V188H40ZM39 189V190H40ZM43 189V188H42ZM59 189V188H58ZM81 189V187H80ZM25 190V189H24ZM23 190V191H24ZM34 190V188H33ZM50 190V188H49ZM57 190V189H56ZM83 190V189H82ZM20 191V190H19ZM22 191V192H23ZM26 191V190H25ZM43 191V190H42ZM222 193L221 196L218 198V194L217 192ZM27 192V191H26ZM41 192V190H40ZM57 192V191H56ZM72 192V191H71ZM89 192V191H88ZM91 192V191H90ZM1 193V192H0ZM46 194V192H44ZM62 192H60L61 194ZM83 193V192H82ZM113 193V192H112ZM111 193V194H112ZM25 194V193H24ZM55 196L56 193L54 192ZM88 194V193H87ZM94 194V193H93ZM2 195V194H1ZM0 195V196H1ZM47 195V194H46ZM84 195V194H83ZM95 195V194H94ZM25 196V195H24ZM73 196V195H72ZM71 196V197H72ZM82 196V195H81ZM112 196V195H111ZM114 197V196H113ZM110 198V201L111 199ZM60 198V197H59ZM84 199V198H83ZM82 199V200H83ZM115 199V198H114ZM113 199V200H114ZM26 200V199H25ZM71 200V198H70ZM74 200V199H73ZM112 200V201H113ZM14 201V200H13ZM109 201V203H110ZM3 202V201H2ZM16 202V201H15ZM82 202V201H81ZM94 202V201H93ZM28 203V202H27ZM64 203V202H63ZM71 203V202H70ZM75 203V202H74ZM89 203V202H88ZM5 204V203H3ZM56 204V203H55ZM73 204V203H72ZM92 204V203H91ZM94 204V203H93ZM99 204V203H98ZM97 204V205H98ZM2 205V203H1ZM64 205V204H63ZM100 205V204H99ZM105 205V204H104ZM103 205V206H104ZM112 204H110L109 206H111ZM220 205L221 207H218L221 210L216 209V207ZM9 206V205H8ZM12 206V205H11ZM11 206H9L8 208L11 209ZM14 206V205H13ZM59 206V205H58ZM65 207V205H64ZM79 207V206H77ZM56 208V207H55ZM101 208V207H100ZM110 208V207H109ZM116 208V207H114ZM13 210H15L14 208H12ZM25 209V208H24ZM53 209V208H52ZM126 209H130V210H126ZM17 210V208H16ZM26 210V209H25ZM56 210V209H55ZM63 210V208H62ZM87 210V209H86ZM125 210V211H124ZM216 210V211H215ZM218 210V212H217ZM8 211V210H7ZM59 211V210H56ZM73 211V209H72ZM104 211V210H102ZM109 211V210H108ZM125 213H124V212ZM127 211V212H126ZM1 212V211H0ZM9 212V211H8ZM18 212V211H17ZM30 212V211H29ZM70 212V211H69ZM130 214H129V213ZM218 214H217V213ZM2 213V212H1ZM13 213V212H12ZM60 213V211H59ZM111 213V212H109ZM116 213V214H117ZM5 214V213H4ZM9 214V213H8ZM25 213L22 212L23 216ZM97 214L99 215V217L97 216ZM127 214H129L128 216H126ZM242 214V216H241ZM6 215V214H5ZM11 215V214H10ZM9 215V216H10ZM32 215V214H31ZM30 215V216H31ZM54 215V214H53ZM57 215V214H56ZM61 215V214H60ZM63 215V214H62ZM67 215V214H66ZM85 215V214H84ZM90 215V216H91ZM3 216V213H2ZM17 216V215H16ZM26 216V215H25ZM112 216V217H111ZM19 217V216H18ZM24 217V216H23ZM34 217V216H32ZM59 218V216H57ZM81 217V216H80ZM94 217V218H93ZM10 219V217H7ZM6 218V219H7ZM15 218V217H14ZM27 218V217H26ZM62 218V217H61ZM86 218V217H83ZM8 219V221H9ZM12 219V218H11ZM10 219V220H11ZM17 219V218H15ZM13 219V221L10 223L12 224V226H10V224L8 226H10V229H14L13 231H15L16 229L19 231L21 228L20 226L21 221L18 222L17 220ZM28 219V218H27ZM92 219H90L92 221ZM2 219L0 218V221ZM15 220V221H14ZM81 220V219H80ZM90 220H87V222L89 224H85L86 220L83 221V223L85 225H90L91 222H89ZM7 221V222H8ZM23 221V220H22ZM61 221H63V219H61ZM95 221V219L93 220ZM241 221V225L239 226V222ZM3 221H1L2 223ZM5 222V221H4ZM33 222V221H32ZM59 223V221H56ZM77 222V221H76ZM81 222V221H80ZM0 223V230H1V234L2 233V224ZM27 223V221H26ZM51 223V222H50ZM55 223V222H54ZM63 223V222H62ZM21 224V225H20ZM97 224V222H96ZM111 224V225H110ZM4 225V224H3ZM59 226V224H57ZM77 225V224H76ZM66 226V225H65ZM64 226V227H65ZM113 226V227H112ZM148 231L146 230V227H148ZM23 227V226H22ZM29 227V226H27ZM44 227V226H43ZM60 227V226H59ZM99 227V228H98ZM6 228V227H5ZM20 228V229H19ZM56 228V227H55ZM54 228V229H55ZM142 228L143 232H144V237L142 239V237L139 236L140 232L139 229ZM23 229H26L25 226L24 228H22L21 230V235L24 233ZM64 231L65 229L62 228ZM67 229V227H66ZM79 229V227H78ZM84 229V228H83ZM89 229V228H88ZM99 229H101V231H99ZM32 231V229H30ZM29 230V231H30ZM35 230V229H34ZM39 230V229H38ZM61 230V229H60ZM59 230V231H60ZM62 230V231H63ZM9 232V230H7ZM12 231V232H13ZM26 231H28L26 229ZM49 231V230H47ZM58 231V230H57ZM61 231V232H62ZM11 232V231H10ZM9 232V233H10ZM17 232V231H16ZM20 232V231H19ZM142 232V231H141ZM146 232L148 234H146ZM5 233V232H4ZM35 233V232H34ZM58 233V232H57ZM64 233V232H63ZM66 233V232H65ZM64 233V234H65ZM78 233V232H77ZM83 233V232H82ZM85 233V232H84ZM88 232H86L87 234ZM16 234V233H15ZM30 234V233H29ZM27 236L26 233V238H29L31 236ZM33 234V233H31ZM47 234V233H46ZM60 234V233H59ZM96 236H95V235ZM11 235H14L11 234ZM25 235V233L23 234V236ZM34 235V234H33ZM32 235V236H33ZM100 238H99V236ZM4 236V235H3ZM9 236V235H8ZM18 236V234H17ZM15 236V237H17ZM61 237L63 235H60ZM66 236V235H65ZM94 236L99 238L94 240ZM22 238V236H19ZM39 237V236H38ZM52 237V236H51ZM87 237V236H86ZM7 238V237H6ZM35 239H37L34 236ZM43 239V237H41ZM48 238V237H47ZM12 239V238H11ZM50 239V238H49ZM62 239H64L62 237ZM67 239V238H66ZM85 239V238H84ZM110 239V241H112L111 246L108 242V240ZM5 240V238H4ZM8 240V239H6ZM10 240V239H9ZM8 240V242L10 243V241ZM19 240V239H18ZM23 240V239H22ZM21 240V241H22ZM32 240V239H31ZM30 240V241H31ZM51 240V239H50ZM86 240V239H85ZM94 240V241H93ZM26 240H24L25 242ZM43 241V240H42ZM61 241V240H60ZM90 241V240H87ZM97 241V242H96ZM205 241V242H203ZM4 242V241H3ZM7 242V241H6ZM5 242V244H6ZM17 242V240H16ZM20 242V240H19ZM33 241H31L32 243ZM41 242V241H40ZM96 242V243H94ZM18 243V242H17ZM30 243V244H31ZM62 243V242H61ZM66 243V242H65ZM79 243V242H78ZM93 243L95 245H93ZM12 244V243H11ZM20 244V243H19ZM24 244V243H23ZM28 244V242H27ZM36 244V243H35ZM34 244V245H35ZM37 244H41L37 241ZM36 244V245H37ZM2 245V243H1ZM33 244L32 246L35 247ZM54 245V244H53ZM77 245V244H76ZM7 246V244H6ZM10 249V245H8ZM21 246H22V242H21ZM24 246V245H23ZM22 246V247H23ZM65 246V245H64ZM27 247V246H26ZM32 247V248H33ZM39 249L42 246H38ZM62 247V246H61ZM66 247V246H65ZM77 247V246H76ZM88 247V246H87ZM5 248V247H4ZM6 248V249H7ZM31 247L29 246V249ZM57 248V247H56ZM63 248V247H62ZM1 249V248H0ZM17 249V248H15ZM43 249V248H41ZM46 247L44 249V251H46ZM50 249V248H48ZM55 249V248H54ZM67 249V248H66ZM91 249V248H90ZM18 250H21L20 248H18ZM64 250V249H63ZM86 250V249H85ZM6 251V250H5ZM4 251V253H5ZM17 251V250H16ZM26 251V249H25ZM43 250L41 251L42 253L44 252ZM89 251V250H88ZM15 252V250L13 251ZM37 252V251H36ZM51 255L52 253L50 251H48ZM2 253V251H1ZM10 253V252H9ZM17 254V252H15ZM19 253V252H18ZM21 253V252H20ZM34 253V252H33ZM92 253V254H91ZM15 254V255H16ZM31 254H32V250H31ZM38 254V253H37ZM61 254L59 252V257L57 258V260H61ZM68 254V253H67ZM88 254V253H87ZM4 255V254H3ZM25 255V254H24ZM23 255V256H24ZM41 254V258H43V264H51L52 262L47 261L49 259H52L51 257L49 258V256L46 254V258L44 257V255ZM66 255V254H65ZM73 255V254H72ZM71 255V256H72ZM89 255V254H88ZM18 256V255H17ZM22 256V255H21ZM34 256V255H33ZM36 256V254H35ZM40 256V254H39ZM8 256H6L5 258L7 259ZM48 257V258H47ZM56 257V256H55ZM64 256H62L63 258ZM66 257V256H65ZM64 257V258H65ZM12 258V257H10ZM16 258V256L14 257ZM19 258V257H18ZM22 258V257H21ZM33 258V257H32ZM38 258V257H36ZM35 258V259H36ZM45 258V259H44ZM82 258V257H81ZM4 258L1 257L0 254V261L3 260ZM5 259V260H6ZM9 259V258H8ZM23 259V258H22ZM21 259V260H22ZM31 259V258H30ZM40 259V258H39ZM39 259H37L36 261L39 262ZM69 259V258H68ZM71 259V258H70ZM69 259V260H70ZM91 259V260H92ZM14 260V259H12ZM17 260V258H16ZM58 260V261H59ZM66 260V259H65ZM66 260V261H69ZM79 260V259H78ZM77 260V261H78ZM96 260V261H99ZM4 261V260H3ZM8 261V260H7ZM26 261V260H25ZM57 261V262H58ZM72 261V260H70ZM74 261V260H73ZM72 261V262H73ZM24 262V261H23ZM30 262V260H29ZM34 262V261H33ZM79 262V261H78ZM91 262V261H90ZM20 263V262H19ZM35 263V262H34ZM33 263V264H34ZM39 262V264H42ZM67 263V262H66ZM65 263V264H66ZM71 263V262H70ZM80 263L81 260H80ZM78 263V264H80ZM3 264V262H2ZM15 264V263H14ZM26 264V263H25ZM28 264V263H27ZM63 264V263H60ZM68 264V263H67ZM76 264V262H75ZM83 264V263H82ZM94 264V263H93Z\"/></svg>",
	"mask_w": 264,
	"mask_h": 264
}]
</instances>
